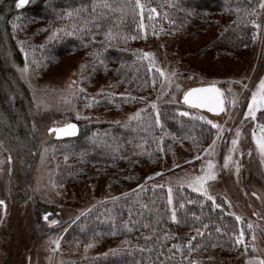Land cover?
<instances>
[{"label":"rangeland","instance_id":"obj_1","mask_svg":"<svg viewBox=\"0 0 264 264\" xmlns=\"http://www.w3.org/2000/svg\"><path fill=\"white\" fill-rule=\"evenodd\" d=\"M157 1L136 0L139 34L130 50L139 54L151 74V79L143 80L137 88L108 69L113 66L91 68L92 63L88 65L87 61L93 52L87 48L49 64L45 55H37L27 48L29 44L19 43L24 64L17 65L11 59L9 67L13 71L9 79L15 98L22 99L27 109L29 129L25 141L0 147V264H61L125 245L120 238L103 243L81 242L65 238L63 233L95 205L147 183L163 185L169 195L178 184L207 200L211 196L213 207H220L223 202L243 225L230 248L210 249H198L194 244L201 228H173L178 264L189 260L199 264L202 260L207 264L264 261V153L257 143L264 135V124L250 116L245 118L252 93L259 90L260 81L264 80V0L249 10L252 40L247 42L239 31L237 42L232 45L219 42L232 22L226 12L202 10L205 17L197 12L199 23L178 28L159 14ZM197 4L202 7L200 0ZM3 45V55L9 60ZM202 84H215L221 89L224 112L209 114L195 108L187 111L181 102L182 94L189 87ZM2 89L12 101L5 83ZM232 100L236 103L232 104ZM176 106L183 107L175 113L179 119L182 112H188V116L203 117L199 120L219 126L213 127L208 142L198 143L184 132H171L168 124L162 125L163 107L169 110ZM143 120L142 129L154 128L155 124L156 128L144 131L138 152L131 154L134 160L129 165L135 167L142 181L131 184L128 190L121 188L126 181L117 178L118 172L108 171L102 163H77L74 157L64 154L67 144L53 145V134L48 132L51 127L75 121L84 128L95 126L92 135L103 137L110 132L107 124L127 128ZM233 140L238 141L235 146ZM229 156L228 166L224 167ZM209 162L216 179L206 182L204 195L193 191L190 180L205 175ZM123 165L119 164L124 168ZM59 166L64 172L74 173L71 181H55ZM119 166L110 169L117 171ZM37 201L42 203L37 209L39 222L33 211ZM53 220L55 224L51 223ZM55 226H60L57 232L50 231Z\"/></svg>","mask_w":264,"mask_h":264},{"label":"trees","instance_id":"obj_2","mask_svg":"<svg viewBox=\"0 0 264 264\" xmlns=\"http://www.w3.org/2000/svg\"><path fill=\"white\" fill-rule=\"evenodd\" d=\"M18 1L0 0V147L14 145L28 135L27 109L22 99L18 96L15 98L9 79L13 71L9 61L12 59L17 65L24 64L19 43L29 44L27 48H31L37 55H45V62L49 64L87 48L93 52L87 61L88 65L92 63L90 67L93 69L113 66L108 69H113L116 76L136 88L143 80L148 82L151 79L150 71L139 54L130 50V44L135 40L132 37L137 39L139 34L136 0H27L23 6L17 7ZM200 2L202 7H198L197 0H159L156 7L159 14L178 28L195 25L200 15L198 13L205 17V13L211 11L226 12L232 22L220 35L219 42L224 45L236 43L239 31L245 35L247 42L252 40L254 32L248 22L249 10L255 8L259 0ZM3 44L9 52V60L3 55ZM3 83L12 101L3 92ZM181 108L176 106L166 110L163 107L162 125L168 124L167 128L171 132L178 135L184 132L198 143L208 142L214 128L191 116L187 118L180 115V120L175 113L182 111ZM186 109L195 111L189 107ZM254 120L264 124V107L256 111ZM144 122L136 121L127 128L122 124H107L110 132L103 137L92 135L95 126L84 128L76 122L79 127L76 137L52 139V143L67 144L64 154L74 157L77 163L107 165L108 171L118 172L117 178L126 181L121 188L128 190L131 184L142 181L135 173V167L129 165L134 160L131 154L138 152V143L143 142L144 131L156 128L155 124L154 128L151 126L144 130L140 125ZM119 164L126 165L122 168ZM112 166L119 167L114 171L110 169ZM111 174L115 176V173ZM73 176L74 173L64 172L63 166H59L55 181L69 182ZM40 202L34 204L33 210L38 222L40 218L37 209L42 204ZM219 205L221 208L213 207L201 194L178 184L169 195L163 185L147 183L95 205L72 222L63 233L65 238L81 242L103 243L107 239L120 238L125 245L108 253L66 260L61 264H178L177 248L172 243L173 228H201V232L194 238L198 249L230 248V243L243 225L223 202ZM55 227L49 228L50 231L57 232L60 226ZM187 264L199 263L189 260ZM201 264L207 263L202 260Z\"/></svg>","mask_w":264,"mask_h":264},{"label":"snow or ice","instance_id":"obj_3","mask_svg":"<svg viewBox=\"0 0 264 264\" xmlns=\"http://www.w3.org/2000/svg\"><path fill=\"white\" fill-rule=\"evenodd\" d=\"M25 3H27V0H19L17 7L23 6ZM137 3H139V0H137ZM261 7H264V4L261 5ZM153 11H155L153 9ZM133 39H136V37H132ZM150 54L145 53V56H148ZM159 71V70H158ZM163 75V73H161ZM174 75V73H173ZM178 87V86H177ZM228 91H231L229 89ZM183 101L185 104L189 105L191 108H207L210 112H215L219 114L220 112L225 111V99H224V93L221 91L220 88L216 87L215 84H212L209 87H203V88H194L190 91L186 92L184 94ZM232 104H235L236 101L232 100ZM262 106H264V80L260 81L259 84V90L257 92H253L251 96V102L248 104V112L246 114L245 118H248L249 116L252 119H255V113L257 110H259ZM155 107V105H153ZM181 115L188 116V112H182ZM197 119H204L203 117H195ZM209 124H212L211 121H207ZM212 127L218 128V125L212 124ZM50 131H55L57 133L63 132L65 135H73L75 134V125L69 124L63 129H52ZM264 131V129H262ZM237 136L240 135L239 130H237ZM238 143L237 140H233L232 144L235 146ZM258 147L260 148L261 153H264V135H262L261 139L257 142ZM199 159V157H197ZM231 157L225 158V164L224 167L228 166V160H230ZM213 165L211 162L208 163V171L203 176H196L190 180V186L192 187L193 191L202 192V194L207 195V191L205 188V184L207 181L215 180L216 175L212 171ZM169 193H171V189H169ZM208 199L211 200L212 197L208 196ZM171 202V201H170ZM3 202L0 201V204ZM47 220V217H45ZM173 219H175V215L173 214ZM239 219V217H237ZM52 224H55L56 221L53 220L51 222ZM241 235H243L241 233ZM240 242V241H238ZM92 245H89L91 247ZM261 264H264V261H261Z\"/></svg>","mask_w":264,"mask_h":264},{"label":"water","instance_id":"obj_4","mask_svg":"<svg viewBox=\"0 0 264 264\" xmlns=\"http://www.w3.org/2000/svg\"><path fill=\"white\" fill-rule=\"evenodd\" d=\"M18 2H19V1H18ZM211 85H212V84H202V85H195V86L189 87V88H188L187 90H185L184 93L182 94L181 102H182L185 106L189 107V105L185 104L184 101H183L184 94H185L186 92L190 91L191 89H194V88L209 87V86H211ZM215 86H216V85H215ZM190 108H191V107H190ZM195 109H197V108H195ZM198 110H202V111L208 112L209 114H217V113H215V112H210V111H208L207 108H199ZM69 124L75 125V134H73V135H65L63 132L57 133V132H55V131H50V130H52V129H63V128H65V127H66L67 125H69ZM48 132H52V134H53V138H54V139L62 140V139H67V138H74V137H76V136L78 135V133H79V127H78V125H77L74 121H70V122H67V123H65V124H63V125H60V126H57V127H51V128H49V129H48Z\"/></svg>","mask_w":264,"mask_h":264}]
</instances>
